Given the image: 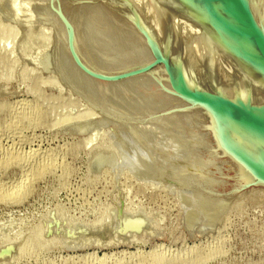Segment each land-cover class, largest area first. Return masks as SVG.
<instances>
[{"label": "rangeland", "instance_id": "374dc122", "mask_svg": "<svg viewBox=\"0 0 264 264\" xmlns=\"http://www.w3.org/2000/svg\"><path fill=\"white\" fill-rule=\"evenodd\" d=\"M103 1L60 0L80 54L105 69L144 64L131 31L142 34ZM139 2L158 18L159 8ZM58 13L52 0H0V264H264V188L213 196L226 170L207 160L202 112L189 111L163 73L120 86L92 79ZM226 54L222 64L238 66Z\"/></svg>", "mask_w": 264, "mask_h": 264}, {"label": "water", "instance_id": "95a60500", "mask_svg": "<svg viewBox=\"0 0 264 264\" xmlns=\"http://www.w3.org/2000/svg\"><path fill=\"white\" fill-rule=\"evenodd\" d=\"M105 1L137 25L154 57L144 64L116 69L86 62L75 44L72 26L63 14L60 0H52L68 28L69 47L79 68L105 82L165 72L174 94L186 105L197 106L205 116L202 128L208 132L210 148L216 151L222 162H227L228 167L231 164L235 168L222 175L226 186L220 192H212L228 198L249 187L264 188V25L260 19L263 0H148L170 23L171 20L178 23L180 39L156 22L154 28L146 27L140 16L135 15L136 19L111 0ZM192 32L210 40L226 53H232L225 47L227 45L237 49L243 66L240 68L253 82L254 101L252 96H241L205 54ZM171 174L170 171L168 176L172 179ZM174 179L172 181L180 185Z\"/></svg>", "mask_w": 264, "mask_h": 264}, {"label": "bare ground", "instance_id": "6f19581e", "mask_svg": "<svg viewBox=\"0 0 264 264\" xmlns=\"http://www.w3.org/2000/svg\"><path fill=\"white\" fill-rule=\"evenodd\" d=\"M62 1V0H61ZM64 1V0H63ZM103 1V0H102ZM105 1V0H104ZM103 1V2H104ZM126 3H128L129 5L128 6H130L129 8H123L124 10H126L128 13H130L132 16H134L136 19H137V16H135V15H138V16H140V18H141V21H142V23L146 26V27H148V28H154V22H156L160 27H162L163 29H165V27H166V31L169 33V34H171L173 37H175V38H180V27L178 26V23H176V22H174V21H172L171 20V23H170V21H168V19L165 17V15L163 14V12H161V10L159 9L158 10V18H156V16L154 17L153 15H145L146 13H144L143 12V9H142V6H141V4H140V2H139V0H124ZM102 3V2H101ZM86 4V3H85ZM88 4V3H87ZM85 5L86 7L88 6V5ZM99 4V3H98ZM82 6V5H81ZM97 6V5H96ZM99 6L101 7V5L99 4ZM121 6V5H120ZM74 7V6H73ZM92 7V6H91ZM90 7V8H91ZM123 7V6H122ZM77 8H78V5H77ZM81 8V7H80ZM79 8V9H80ZM84 8V7H83ZM82 8V9H83ZM89 8V10H91L92 11V13H94V14H92V15H95L96 16V13L95 12H93L94 10H93V8L92 9H90ZM96 8V7H95ZM102 8L103 7H101V14L103 13L102 11ZM132 10H131V9ZM65 9V8H64ZM87 9H88V7H87ZM98 9H99V7H98ZM106 9H107V7H106ZM111 9V8H110ZM73 10H74V12H73ZM75 10H77L76 8L75 9H72L71 10V12H73V13H75ZM88 10V13H89V15H90V17H88V19H90L91 17H92V15L90 14L91 12ZM104 10H105V7H104ZM108 10V9H107ZM78 11V10H77ZM80 11V10H79ZM78 11V12H79ZM84 11V10H83ZM83 11H81V12H83ZM87 11V10H86ZM85 11V12H86ZM95 11L97 12L98 10H96L95 9ZM70 12V13H71ZM77 12V18H78V16L80 15L79 13ZM99 12V13H100ZM108 13H110V11H107ZM99 13H97V16H98V14ZM135 13V14H134ZM151 13H154V11L152 10L151 11ZM53 14V13H52ZM111 14H112V12H111ZM148 14V13H147ZM73 15H75V14H73ZM82 15H83V13H82ZM84 15H88L87 13L86 14H84ZM83 15V16H84ZM88 15V16H89ZM100 15V14H99ZM103 15V14H102ZM104 15H105V13H104ZM109 16H110V14H108ZM114 14H112L111 15V17L113 16ZM55 16V15H54ZM76 16V15H75ZM126 16V15H125ZM149 16V17H148ZM69 17H71L70 19H72V14H70V16ZM80 17V19L82 18L81 16H79ZM87 16H85V18H86ZM114 17V16H113ZM127 17V16H126ZM95 17L93 16V21L95 20L94 19ZM99 18V17H98ZM74 19H75V17H74ZM79 19V18H78ZM79 19V20H80ZM92 19V18H91ZM97 19V18H96ZM112 19V18H111ZM115 19H116V17H115ZM118 19V18H117ZM124 19V18H123ZM260 19H261V21H262V23H263V25H264V0H263V6H262V8H261V11H260ZM100 20H102V18H101V16H100ZM108 20H109V17H108ZM112 20H114V19H112ZM119 20V19H118ZM121 20V19H120ZM127 20H129L130 21V23H132L135 27H136V29L140 32V30L138 29V27H137V25L129 18V17H127ZM76 21V23H77V20H75ZM75 21H71L72 23L73 22H75ZM80 21H85V20H80ZM92 21V20H91ZM98 21V20H97ZM122 21V20H121ZM124 21V20H123ZM122 21V22H123ZM140 21V22H141ZM95 22V21H94ZM99 22V21H98ZM101 22V21H100ZM99 22V23H100ZM102 22H103V20H102ZM109 22V21H108ZM114 22H115V20H114ZM120 22V21H119ZM78 23H79V21H78ZM77 23V24H78ZM97 22H95V24H96ZM124 23V22H123ZM127 23V22H126ZM80 24H82V22L81 23H79L78 25H80ZM95 24H93L94 26H95ZM101 24V23H100ZM99 24V25H100ZM106 24V23H105ZM110 24H112L111 22L109 23V25ZM117 24V23H116ZM128 24L129 23H127L126 24V26H128ZM132 24H131V26H132ZM75 27H77L76 26V24L74 23L73 24ZM118 25H121V24H118ZM123 25V24H122ZM125 25V24H124ZM83 26H84V24H83ZM101 26V25H100ZM108 26V24L104 27V29L106 28ZM110 26H112L113 27V25H110ZM110 26H108L109 28H110ZM108 27L106 28L107 30V32H108V30H109V32L111 31V29H108ZM117 27L118 26H114V28H116L117 29ZM119 27H122V26H119ZM175 27H178V29L179 30H177ZM78 29H80V27H77ZM87 28V27H86ZM89 28V30H90V27H88ZM101 28H103V25H102V27ZM101 28H99V29H101ZM113 28V29H114ZM126 28V27H125ZM128 28H129V26H128ZM130 28H132V27H130ZM129 28V29H130ZM63 29V28H62ZM97 29H98V27H97ZM122 29H124V27L122 28ZM134 29V28H133ZM81 30H82V28H81ZM93 30V29H92ZM92 30H90V31H92ZM103 30V29H102ZM115 30V29H114ZM125 30V29H124ZM126 30H128V29H126ZM202 30V29H201ZM95 31V30H94ZM97 31V30H96ZM116 31L117 30H115V31H113V32H115L116 33ZM119 31H121L120 30V28H119ZM130 31V30H129ZM78 30L76 31V38L78 39V41L80 42L81 40H80V38H79V35H78ZM105 32V31H104ZM106 32V34H109V33H107ZM132 33H134L133 34V36L135 35L136 36V38H135V36H134V38L135 39H137V40H139L140 41V43H141V45L143 46V52H142V54H144V58L143 59H140V61L142 62V63H146V59H147V61H149V60H151L152 59V56H153V53H152V50H151V53H152V55H151V53H150V50L148 49V47L150 48V46L148 45H146L145 44V42H144V39H145V37H144V35L142 34V36L140 35V34H138L137 33V31L134 29V30H132L131 31ZM64 33V32H63ZM87 33V32H86ZM91 32H89V34H90ZM94 33V32H93ZM121 33L123 34V30L121 31ZM97 34H99L98 33V31H97ZM110 34H114V33H110ZM109 34V35H110ZM118 34H119V32H118ZM194 34V33H193ZM63 35H65V34H63ZM82 34H80V36H81ZM90 35H92V34H90ZM104 35V34H103ZM121 35V34H120ZM66 36V35H65ZM94 36V35H93ZM101 36V35H100ZM114 36H116V35H114ZM129 36V35H128ZM132 36V35H131ZM82 37V36H81ZM84 37H86V36H84ZM96 37H98V36H96ZM95 37V38H96ZM104 37H107V35L106 36H104ZM111 37V36H110ZM109 37V38H110ZM112 37H113V35H112ZM117 37V39H118V37H119V35H117L116 36ZM125 38H126V35L124 36ZM123 37V38H124ZM144 37V38H143ZM200 37V36H199ZM89 38H91V37H89L88 36V39ZM115 38V37H114ZM127 38H129V37H127ZM131 38H133V37H131ZM195 38H197L196 36H195ZM202 39V42L204 43V45H202L201 46V48L203 49V51L205 52V54L219 67V69L228 77V79L233 83V85L237 88V90L240 92V94H241V96L243 97V98H245L246 96H252V100L254 101V86H253V82H252V80L250 79V77L247 75V73L246 72H244V71H242V69L241 68H243V66H242V61H241V58H239L240 56H239V52H237V49L236 48H234L233 47V45H227V46H225V47H227L229 50H230V52H232V53H230V55H232L233 57H234V60L236 59L237 61V65L238 66H236V65H231L230 64V62H229V64L227 63V64H222V61H221V57L222 56H224V54L226 55V56H228V54H226V52H224L223 50H221V49H219V48H217L216 46H214L212 43H211V41L210 40H208V39H205V38H203V37H201ZM81 39H83V38H81ZM98 39V38H97ZM106 39V38H105ZM107 39H108V37H107ZM106 39V40H107ZM113 40V39H112ZM121 39H119V41H120ZM201 40H199V45H200V41ZM77 41V42H78ZM89 41V40H88ZM100 41V40H99ZM104 41V40H103ZM118 41V42H119ZM145 41H146V39H145ZM107 42V41H106ZM114 42H116L117 43V40L116 41H114ZM125 42V41H124ZM202 42H201V44H202ZM112 43H113V41H112ZM122 43V42H121ZM120 43V44H121ZM147 43V42H146ZM108 44H110L109 42H108ZM164 44V43H163ZM111 45V44H110ZM123 45V44H122ZM140 45V44H139ZM165 45V44H164ZM103 46H105V45H103ZM112 46V45H111ZM114 46V45H113ZM112 46V47H113ZM115 46H116V44H115ZM124 46V45H123ZM138 46V45H137ZM141 46V47H142ZM116 47H118V46H116ZM141 47H140V49H141ZM165 47L168 49V52L169 53H171V50L165 45ZM133 48V47H132ZM122 49V48H121ZM134 49V48H133ZM136 49V48H135ZM139 49V48H138ZM110 50H111V48H110ZM115 50V49H114ZM130 50H131V48H130ZM106 51V50H105ZM116 51V50H115ZM138 51V50H137ZM107 53H108V51H106ZM110 53H111V51H109ZM120 52H122V51H120ZM126 52V51H125ZM227 52H229L228 50H227ZM109 53V54H110ZM114 53V52H113ZM117 53V52H116ZM115 53V54H116ZM127 53V52H126ZM106 54V53H105ZM129 54H131V53H129ZM108 55V54H107ZM117 55V54H116ZM121 55H123L122 53H121ZM128 55V54H127ZM132 55H134V50L132 51ZM136 55V54H135ZM134 55V56H135ZM239 57H238V56ZM110 56V55H109ZM111 56H114V54H112ZM110 56V57H111ZM137 56V55H136ZM135 56V57H136ZM225 56V57H226ZM129 57V55L127 56V58ZM138 57H140V55L138 56ZM138 57H136L137 59H138ZM154 57V56H153ZM114 58H116L115 56H114ZM119 58H120V56H119ZM119 58H118V55H117V59L119 60ZM134 57L132 56V59H133ZM136 58H135V60H136ZM116 59V62L118 61ZM121 60H122V62H124L123 61V59L122 58H120ZM130 59V58H129ZM233 59V58H232ZM99 60V59H98ZM103 60V59H102ZM105 60H107V59H105ZM108 60H110V58L108 59ZM121 60L118 62V63H121ZM143 60H145V62H143ZM224 60H226L225 58H224ZM227 60H228V58H227ZM111 61V60H110ZM113 61V60H112ZM138 61V60H137ZM101 62V61H100ZM125 62H127L126 60H125ZM108 63V62H107ZM113 63H114V61H113ZM127 63H129V61L127 62ZM139 63V62H138ZM99 64V63H98ZM101 64V63H100ZM110 64V63H109ZM123 64V63H122ZM122 64H118V65H122ZM106 65V64H105ZM111 65H114V64H112L111 63ZM115 65H117V64H115ZM124 65H127V64H124ZM74 66V65H73ZM98 66V65H97ZM101 68L103 67H105L104 65H103V63L101 64V66H100ZM241 67V68H240ZM106 68V67H105ZM107 68H109L108 66H107ZM240 69H241V71H242V73L240 72ZM77 73V72H76ZM151 74H155L154 72H150ZM158 73V72H157ZM162 74V75H164V78H165V83L167 84V86H168V88H169V86H170V84H169V82H168V80H167V76H166V74H165V72H159V74ZM81 74V73H80ZM162 75L161 76H159V77H162ZM83 76H85V75H83ZM139 76V75H138ZM155 76H156V74H155ZM184 76L185 77H187V79H188V81L190 82V84H192L193 85V83L191 82V80L189 79V77L187 76V75H185L184 74ZM137 77V76H136ZM142 77V76H141ZM143 77H145V78H147L148 80H150V81H152L153 80V76L152 77H150L149 75H144ZM157 77V76H156ZM132 78V77H131ZM134 78H135V76H134ZM133 78V79H134ZM138 78H140V77H138ZM92 79H94V78H92ZM91 79V80H92ZM132 79V80H133ZM136 79V78H135ZM144 79V78H143ZM137 80V79H136ZM156 80V79H155ZM87 81H89V80H87ZM93 81V80H92ZM101 81V80H100ZM128 81H130V79H128V80H123V81H118L117 83H113V85L115 86V85H123V84H126ZM154 81V80H153ZM152 81V82H153ZM156 82V81H155ZM252 82V83H251ZM90 83V82H89ZM92 83V82H91ZM97 83V82H96ZM101 83V82H100ZM102 83H103V81H102ZM107 83H110V82H107ZM106 84V83H105ZM111 84V83H110ZM144 83H142V85H143ZM97 85H99V83H97ZM96 85V86H97ZM127 85V84H126ZM160 85H161V83H160ZM95 86V85H94ZM114 86H112V87H114ZM141 86V85H140ZM162 86H164V85H162ZM194 86V85H193ZM98 87H100V86H98ZM101 87H102V85H101ZM103 87L106 89V87L108 88V86H106L105 87V85L103 84ZM117 87V86H116ZM150 87V86H149ZM156 87V86H155ZM160 88H161V86H160ZM163 88V87H162ZM168 88H164L165 90L166 89H168ZM173 95H175L176 96V94H174V91H172V88H171V86H170V88L168 89ZM168 90H167V92H168ZM164 91V90H163ZM163 91H162V94H163ZM165 92V91H164ZM169 93V92H168ZM168 93H167V95L166 96H168ZM160 94V93H159ZM161 95V94H160ZM172 95V96H173ZM170 96H171V94H170ZM178 97V96H177ZM171 98V97H170ZM247 98V97H246ZM179 99H181L180 97H179ZM173 100V99H172ZM181 100H183V99H181ZM180 100V101H181ZM184 101V100H183ZM177 102V101H176ZM179 102V101H178ZM184 103H186L185 101H184ZM186 106V105H185ZM185 106H183V107H185ZM179 107V106H178ZM187 108H190L189 109V111H191L192 109L193 110H195V112H197L198 114H199V112H200V109L197 107V106H194V105H192V106H190V105H187ZM187 108H185V109H187ZM180 110V109H179ZM182 110H183V108H182ZM181 111V110H180ZM186 111V110H185ZM184 111H181V114L183 113ZM174 113H176V112H174ZM176 114H178V113H176ZM190 114V113H189ZM170 115V114H169ZM175 115V114H174ZM180 115V114H179ZM183 115V114H182ZM192 115V114H191ZM202 115H203V113H202ZM204 116V115H203ZM167 117V116H166ZM169 117H171V115L169 116ZM179 117V116H178ZM168 118V117H167ZM173 119V118H172ZM206 118L204 117V120H205ZM203 130L204 131H206L207 132V130L206 129H204L203 128ZM200 132V131H199ZM208 134V133H207ZM199 139H200V137H199ZM204 139V138H203ZM206 139H208L207 140V145H206V151H207V153H208V156L210 157H208L207 156V158H209V159H207V160H212V159H214V160H217V161H219L220 163H222V165L225 167V172L226 173H228L229 171L230 172H232L231 170H232V168L233 169H235L234 167H231V164L229 165V167H231L230 169H229V167H228V165H227V162H225V161H221L220 159H219V157H218V155H217V153H216V151L215 150H213L212 148H210V146H209V144H210V141H209V135H208V138H205V140ZM204 142V141H203ZM205 157H206V155H205ZM203 159V158H202ZM205 160H206V158H205ZM209 162V161H208ZM213 162V161H212ZM215 162V161H214ZM207 163V162H206ZM212 164V163H211ZM215 165H217L218 166V164H216L215 163ZM214 165V166H215ZM213 166V165H212ZM205 166L203 165V168H204ZM207 171V170H206ZM205 171V172H206ZM204 172V171H203ZM209 172V171H208ZM212 172V171H211ZM207 173V172H206ZM210 173V172H209ZM225 173V174H226ZM194 175V174H193ZM207 175V174H206ZM208 175H212L213 176V174L212 173H210V174H208ZM223 175V174H222ZM222 175L221 174H219L218 176H219V178H221V180L223 181V183L224 184H226L225 182H224V180H223V178H222ZM200 176V175H199ZM198 176V177H199ZM202 176V175H201ZM209 177V176H208ZM203 178V177H202ZM207 179V178H206ZM210 179V178H209ZM187 180V179H186ZM203 180H204V178H203ZM207 181V180H206ZM205 181V182H206ZM191 183V182H190ZM189 183V184H190ZM207 183V182H206ZM210 183V182H209ZM209 183L208 184H206L205 186L207 187V189H208V186H209ZM212 183V182H211ZM196 184V183H195ZM194 184V185H195ZM193 185V186H194ZM203 185V184H202ZM208 185V186H207ZM210 185H212V184H210ZM188 186V185H187ZM190 186V185H189ZM216 186V185H215ZM196 187H197V185H196ZM202 187V186H201ZM199 188V189H202V188ZM189 188V187H188ZM211 188H212V186H211ZM203 190H206V189H203ZM209 190V189H208ZM202 191V190H201ZM207 191V190H206ZM203 192H205V191H203ZM203 192H202V194H203ZM209 192V191H208ZM211 192V191H210ZM207 193V192H206ZM200 194V193H199ZM208 194V193H207ZM210 194V193H209ZM215 195V196H214ZM207 196V195H206ZM213 196L214 197H216V194L214 193L213 194ZM203 198H204V196H203ZM221 198V197H220ZM220 198H218L219 200H220ZM200 199V198H199ZM217 199V200H218ZM206 200V199H205ZM218 200V201H219ZM223 200V198L221 199V201ZM224 200H225V198H224ZM199 201V200H198ZM215 201V200H214ZM228 201V200H227ZM217 202V201H216ZM227 203V202H226ZM218 204H219V202H218ZM212 205V204H211ZM218 206H220V205H218ZM213 207V206H212ZM216 207V206H215ZM137 224V223H136ZM135 225V224H134ZM131 226H133L132 224H131ZM136 226V225H135ZM135 227H133V229H134ZM136 229V228H135Z\"/></svg>", "mask_w": 264, "mask_h": 264}]
</instances>
